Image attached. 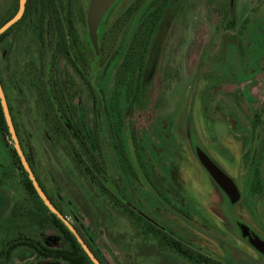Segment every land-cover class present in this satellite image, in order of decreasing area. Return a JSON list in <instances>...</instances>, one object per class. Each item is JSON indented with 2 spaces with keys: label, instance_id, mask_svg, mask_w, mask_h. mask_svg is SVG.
<instances>
[{
  "label": "rangeland",
  "instance_id": "1",
  "mask_svg": "<svg viewBox=\"0 0 264 264\" xmlns=\"http://www.w3.org/2000/svg\"><path fill=\"white\" fill-rule=\"evenodd\" d=\"M19 1L0 0V24ZM88 1L74 6L78 31L72 45L76 59L103 91L110 119L122 125V142L134 168L129 172L121 163L108 131L112 120L104 119L100 139L108 188L204 255L225 264H264L245 233L249 229L264 236V0H170L153 35L136 102L126 99V88H117L115 80L150 0L142 2L104 60L96 62L85 20ZM135 1L115 5L102 23V37ZM38 21L14 28L0 43V75L23 147L45 189L106 264H193L162 249L154 236L147 238L143 220L117 210L77 168L68 149L54 143L36 108L42 81L52 87L53 77L64 94L63 108L74 109L82 131L94 130V102L65 58L50 66L47 48L53 40L47 41L42 64ZM196 146L235 181L241 194L237 203L229 201L200 163ZM12 147L10 135L3 139L0 132V248L20 230L47 247L61 248L63 239L55 230L31 227L21 217L15 223L11 215L28 200L21 170L8 152ZM12 264L64 263L38 259L31 248L20 246Z\"/></svg>",
  "mask_w": 264,
  "mask_h": 264
},
{
  "label": "trees",
  "instance_id": "2",
  "mask_svg": "<svg viewBox=\"0 0 264 264\" xmlns=\"http://www.w3.org/2000/svg\"><path fill=\"white\" fill-rule=\"evenodd\" d=\"M34 1H40L47 9H55L54 7H56L54 2L55 0ZM143 1L144 0L135 1L126 12H124L119 18H117L107 34H105L103 37L100 34V52L97 54L93 49L94 62L99 59L104 60V55H106L111 49V46L116 37L128 24L130 18L133 16L136 10H138ZM169 1L170 0H150L148 2L147 15L137 26V29L132 36L123 60L117 69L115 80L116 87L126 88V99L130 100L131 102H136L137 98H139L140 96L141 85L143 83L144 74L146 71L147 56L149 54L153 35L157 27L159 26L165 10L169 5ZM7 20L3 21L0 26H2ZM55 26L56 27H53L54 29L51 31L52 36L50 37L51 41L53 40L52 47L47 48L48 51L51 52L52 59L50 66H56L61 58H65L71 64V66L81 75L82 79L89 87L91 96L93 97V115L96 120V124L94 126L93 132H86L81 130L82 127L78 123V120H76L74 109L63 108L64 103L62 100V96H64V94H62L61 90L59 91L56 89L57 87L53 82V77L50 76L52 77V83L54 86L52 85V87H49L46 85L45 81H42L43 87L38 92L39 96L36 102V108L37 111L41 113L42 118L46 122L48 132L51 134L54 143L58 145L62 144L65 149H68L69 156H71L77 168H79L80 171L92 182L96 183L101 192L108 198V200L117 210L121 211L132 219L143 220L145 224L144 227L146 228L145 235L147 236V238L154 236V238L159 241L160 247L162 249H172L193 264H225L222 261L216 260L212 257L200 253L192 246L174 237L170 232L156 225L154 220L145 217L144 214L137 212L134 207L122 201L114 191L108 188L103 178V175H105V171L102 162L103 149L101 143L102 141L100 139V132L101 130H103L102 122H104V119L112 120L110 119V116L113 115L111 113L112 110L107 109L108 106L106 107L104 93L102 90L98 89V86L94 82H92V79L88 74V68L84 67L81 62L76 59L77 54L74 51L73 45L70 44V38L67 35L65 24L63 22L56 21ZM13 29L14 27L12 26L4 34L0 35V43ZM40 36L41 40L44 41V33H40ZM71 36L74 40H77V35L75 32L72 31ZM44 48H46V46H42L40 50L41 59L43 60L42 64L44 63V58L46 56ZM50 70H52V68H50ZM0 81L5 91L4 80L1 75ZM5 95L7 97L6 92ZM120 95V92H117L115 98V100L117 99V104L120 103ZM11 110L12 109L10 108V111ZM116 111L118 113L121 111L118 106L115 109V112ZM14 124L18 137L20 139L18 126L15 122ZM121 129L122 125H119L115 120H112L108 126V131L111 132V136L115 141V147L117 149V153L119 154L121 163L125 166V168H127L129 172H134V168L127 156L124 144L122 142ZM0 132L2 133L3 139L7 135H9L1 102ZM20 142L41 187L43 188L51 202L55 205V207L65 217L68 218V216L64 213L62 207L55 202L54 198L45 189L38 174L35 171L30 157L23 147L21 139ZM77 144L80 148L77 146ZM8 152L11 159L13 160V164L21 170L20 182L24 191L28 195L26 205L23 206V208L21 207L19 210L15 208L12 211L11 215L13 218H15V223H18V218L21 217L23 221L28 219L29 225L31 227L39 226L42 229H53L62 237L64 244L61 248H50L44 245V243H42L39 238H36L35 236H28L24 234L22 230H20L18 231L17 236L9 241L10 248L14 251L17 247L28 246L35 251L37 258L56 259L63 262L64 264H93L74 234L43 203L36 189L34 188L32 181L25 172L15 148H10ZM87 157H89V161ZM254 175L259 182L258 170L255 171ZM142 178L145 184L148 185L145 175H142ZM7 223L9 222L7 221ZM72 224L79 231L81 236L84 238L90 249L95 253L100 262L102 264H106L97 250L92 246V244L83 234L78 224ZM28 230L33 232V230L31 229Z\"/></svg>",
  "mask_w": 264,
  "mask_h": 264
},
{
  "label": "water",
  "instance_id": "3",
  "mask_svg": "<svg viewBox=\"0 0 264 264\" xmlns=\"http://www.w3.org/2000/svg\"><path fill=\"white\" fill-rule=\"evenodd\" d=\"M26 1L27 0H20L19 9L16 15L13 18L6 21L2 26H0V35L4 34L13 24H15L18 20L22 18L25 11ZM117 1L118 0H89V5L87 8L88 35L97 53H99L100 25L103 19L105 18V16L107 15V13L111 10V8L114 6V4ZM0 102L4 113L5 121L8 127L9 135L14 143V148L20 158L21 164L25 172L32 181V184L36 189L39 197L41 198L43 203L48 207V209L53 214H55L74 234V236L81 244L82 248L90 258V260L93 262V264H102L95 255V253L90 249V247L88 246L84 238L81 236L79 231L75 228V226L51 202V200L49 199V197L41 187L39 181L37 180L36 175L33 172L31 165L22 148L1 81H0ZM196 154L200 163L207 170V172L212 177V179L217 183V185L227 195L229 201L232 204L237 203L240 200L241 194L235 181L220 166H218V164L202 149V147L200 146L196 147ZM245 233L249 243L264 255V241L249 229H247Z\"/></svg>",
  "mask_w": 264,
  "mask_h": 264
},
{
  "label": "flooded vegetation",
  "instance_id": "4",
  "mask_svg": "<svg viewBox=\"0 0 264 264\" xmlns=\"http://www.w3.org/2000/svg\"><path fill=\"white\" fill-rule=\"evenodd\" d=\"M77 1L78 0H55L54 1L55 5H56V7H54L55 9H53V8L47 9L46 7H44V5L40 1L36 2L34 0H27L26 5H25V11H24L22 18L20 20H18L12 26L14 28H17V27H20V25L24 24L25 22L34 23L35 18H36V21L39 20L38 24H37V32H38L39 41L41 43V46H46L47 41H48V43L51 42V39H49V38L52 36L51 31L54 29L53 27H56L55 26L56 21L63 22L65 24V27H66L67 35L70 38V44L72 45L73 41L71 40V38H72L71 33H72V31L75 33H77V31H78V25L76 22L77 21L76 20V12L74 11V8H75L74 6H75ZM119 1L120 0H118L114 4V6L111 8V10L115 7V5ZM19 2H18V5L15 6L16 7L15 10L9 16L8 20L13 18L16 15V13L19 9ZM88 5H89V1H88ZM87 8H88V6H87ZM109 12L107 13V15L109 14ZM107 15L105 16V18L107 17ZM105 18L103 19V21L105 20ZM85 20H86V26H87V9H86ZM103 21H102V23H103ZM102 23H101L100 28H99V47H100V32H101ZM113 24L111 25V28H112ZM13 30H11L10 32H12ZM87 31H88V26H87ZM40 33H44V36H45L44 41L41 40ZM90 43H91V41H90ZM91 46H92V49H94L92 43H91ZM99 52H100V50H99ZM89 76L92 79L91 75H89ZM92 82H93V80H92ZM7 102H8V100H7ZM8 105H9V103H8ZM254 187H256V186H254ZM260 211H261L262 218L264 219V198L261 202ZM251 231L253 233H255L258 237H260L264 241V236L258 234L257 232H255L253 230H251ZM12 239L13 238L10 236L9 239H7L6 243L4 242L3 247L0 248V259H1L0 264H12L13 263L14 251L10 248V242H9ZM6 245H9V246H6ZM32 251L34 252V254L36 256L35 251L34 250H32ZM263 258H264V255H263ZM38 259H40V258H38ZM42 259L43 260H49V259H44V258H42ZM54 260H56V259H54Z\"/></svg>",
  "mask_w": 264,
  "mask_h": 264
}]
</instances>
